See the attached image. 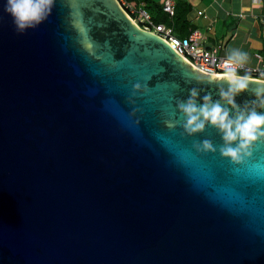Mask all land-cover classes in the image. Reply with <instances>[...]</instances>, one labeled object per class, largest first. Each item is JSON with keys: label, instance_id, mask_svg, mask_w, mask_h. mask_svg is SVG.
<instances>
[{"label": "water", "instance_id": "95a60500", "mask_svg": "<svg viewBox=\"0 0 264 264\" xmlns=\"http://www.w3.org/2000/svg\"><path fill=\"white\" fill-rule=\"evenodd\" d=\"M3 9L0 264H264V143L234 165L176 108L227 84L118 0H55L23 33Z\"/></svg>", "mask_w": 264, "mask_h": 264}, {"label": "clouds", "instance_id": "9594fccd", "mask_svg": "<svg viewBox=\"0 0 264 264\" xmlns=\"http://www.w3.org/2000/svg\"><path fill=\"white\" fill-rule=\"evenodd\" d=\"M55 0H4V12L13 21L18 33L28 29H35L51 14ZM247 53L232 49L223 61V71L219 76L209 74L206 78L208 84L224 82L227 88H218V100H213L210 93L198 97L203 89L192 88L186 100H177L176 108L182 115L184 122L181 125L183 133L192 136L202 132L206 126L213 127L220 134L222 146L219 153L222 158L228 159L232 164L239 165L252 156V149L257 143H264V82L255 81L247 75H240L239 69L247 62ZM197 79H201L197 77ZM251 83L256 84L251 89L253 100L238 105L235 97L242 92L249 91ZM141 89L139 83L133 86V95ZM147 92V85L144 86ZM129 103H134L129 99ZM169 128L175 123L166 122ZM178 123V122H177ZM197 152H215L216 148L211 141L204 140L194 144Z\"/></svg>", "mask_w": 264, "mask_h": 264}, {"label": "crops", "instance_id": "0c3cea01", "mask_svg": "<svg viewBox=\"0 0 264 264\" xmlns=\"http://www.w3.org/2000/svg\"><path fill=\"white\" fill-rule=\"evenodd\" d=\"M186 2L191 5L187 19L195 30L201 31L206 37L207 46L218 47L222 56H227L232 49H239L247 53L246 65L264 66L263 4L253 0H186Z\"/></svg>", "mask_w": 264, "mask_h": 264}, {"label": "built area", "instance_id": "2783aa9c", "mask_svg": "<svg viewBox=\"0 0 264 264\" xmlns=\"http://www.w3.org/2000/svg\"><path fill=\"white\" fill-rule=\"evenodd\" d=\"M118 1L127 14L133 18L139 26H141V23H143L145 26H141L142 28L151 31L166 40L193 66L203 72L210 74L220 75L222 73V64L227 56L220 55L218 47L207 46L206 37L201 31L194 29L191 30L188 35L179 36L175 33L172 25H167L165 23H155L152 20L151 14L144 8L143 5L134 7L126 0ZM253 1L264 5V0ZM162 10L168 15L169 18H171L175 12V1L163 0ZM238 71L240 75L247 74L251 78L264 80V66L251 67L245 64Z\"/></svg>", "mask_w": 264, "mask_h": 264}, {"label": "trees", "instance_id": "16d2710c", "mask_svg": "<svg viewBox=\"0 0 264 264\" xmlns=\"http://www.w3.org/2000/svg\"><path fill=\"white\" fill-rule=\"evenodd\" d=\"M134 7L143 5L144 8L151 14L152 20L155 23H165L172 25L174 31L179 36H185L194 30V26L187 19V14L191 10V5L186 0H175L174 15L169 18L168 15L162 10V2L157 0H126ZM134 17V16H133ZM141 26H145L141 23Z\"/></svg>", "mask_w": 264, "mask_h": 264}]
</instances>
